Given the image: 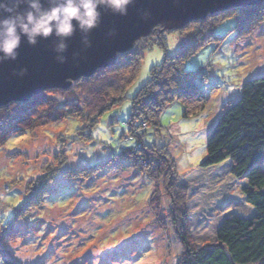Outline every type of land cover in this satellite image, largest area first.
Instances as JSON below:
<instances>
[{
	"label": "rangeland",
	"instance_id": "374dc122",
	"mask_svg": "<svg viewBox=\"0 0 264 264\" xmlns=\"http://www.w3.org/2000/svg\"><path fill=\"white\" fill-rule=\"evenodd\" d=\"M237 8L214 15L227 18L214 32L221 40L197 49L182 66L197 75L195 83L206 97L204 110L184 118L182 105L173 103L161 114L159 130H148L144 136L143 141L154 140L165 147L160 155L168 158L166 163L160 155L152 159L149 153L134 155L135 150L121 154L135 142L125 125L131 113L130 98L147 81L151 67L162 62L165 52L173 55L181 40L199 39L208 30L213 22L207 20L206 25L166 33L165 52L154 45L143 53L126 99L100 118L92 139L87 137L90 127L85 124L89 119L41 124L6 139L0 146V233L11 219L5 202L9 197L4 199L6 189L29 191L33 180L51 174L59 164L105 161L98 167L67 174L59 173L60 169L53 175V194L38 209L30 207L22 213L15 228L20 231L4 240L10 258L22 264H176L182 253L180 232L191 245L201 247L215 240L216 228L225 217L251 216L240 193L243 183L230 175L229 162L199 167L209 127L239 99L244 81L264 75V21H259L264 11L251 17L249 31L238 36L229 16ZM103 70L96 73L110 75L111 71ZM80 79L85 78L65 90L42 93L55 97L54 90L68 91ZM80 87L86 86L74 90L87 91ZM102 98L101 103L111 104L116 96ZM80 126L81 137L74 140Z\"/></svg>",
	"mask_w": 264,
	"mask_h": 264
},
{
	"label": "trees",
	"instance_id": "16d2710c",
	"mask_svg": "<svg viewBox=\"0 0 264 264\" xmlns=\"http://www.w3.org/2000/svg\"><path fill=\"white\" fill-rule=\"evenodd\" d=\"M237 10L241 12L238 13ZM237 10L235 15L229 14V16L239 36L249 31L248 23L251 17L262 15L264 2L261 6L241 7ZM214 15L218 14L208 16L214 18L207 17L188 23L184 31L189 30L193 25L196 27L206 25L204 23L206 20L213 22L208 30L201 32L199 39L193 36L190 39L181 40L182 43L176 46L173 55L165 52L166 38L164 36L168 32H160L157 28L150 36L138 42L132 50L119 55L115 64L102 69L105 72L111 71L110 75L98 73L102 71L99 69L89 78L80 79L68 91L54 90L56 95L53 96L54 98L44 92L26 103H10L0 107V146L6 139L35 129L41 124L70 119L82 121L89 119L85 124L90 127L87 137L92 139V132L100 118L111 109L119 107L126 99L127 89L137 77L143 53L157 45L165 52L162 62L151 67L147 81L130 98L131 113L125 125L127 133L134 134L132 136L135 140L131 138L135 141H133L134 147L124 148L121 152L122 154L124 151L126 153V150L128 152L135 150L133 154L149 153L153 155L152 159L154 156L157 159V155H160L165 147H159L154 140L145 142L143 139L148 130L155 132L159 130L160 116L165 109L179 102L183 107L184 118L198 115L204 110L206 97L195 83L197 75L184 70L182 66L191 55L196 53L197 49L213 40H221L214 32L227 18H217ZM259 21H264L263 15ZM128 76L130 78L126 79ZM120 82L124 85L122 86ZM80 85L87 87L85 93L74 90ZM86 87H80V89L85 91ZM104 95L107 97L115 95L116 104L114 101L111 104L101 103L100 100L104 99L102 98ZM43 105L46 107L40 108ZM81 129L82 126L76 129L78 135L74 140L81 137ZM113 156H115L114 153L109 159ZM125 157L128 158L126 155ZM159 157L166 163L168 159L166 156ZM225 162H229L230 175L242 181L240 193L245 204L251 208L252 214L247 218L235 215L225 217L216 228L215 240L201 247L191 245L187 237L178 232L182 253L176 264H264V75L244 81L241 84L239 99L224 109L209 127L205 142V156L199 163V167L208 169ZM104 163L105 161L90 164H59L60 167L54 168L51 174L33 180V186L29 191L6 189L4 199L9 197V201L5 202L9 212L8 218L11 219L0 233V264H22L10 258L9 252L3 247L4 240L20 231L15 228L19 227L17 223L22 213L26 214L30 207L38 209L37 207L44 205V199L53 194L50 190L53 175L60 169L59 173L67 174L84 168L98 167Z\"/></svg>",
	"mask_w": 264,
	"mask_h": 264
},
{
	"label": "water",
	"instance_id": "95a60500",
	"mask_svg": "<svg viewBox=\"0 0 264 264\" xmlns=\"http://www.w3.org/2000/svg\"><path fill=\"white\" fill-rule=\"evenodd\" d=\"M264 0H133L127 15L101 9L97 28L89 33L77 30L68 38L67 49L58 53L56 36L37 39L29 45L22 38L15 60L0 59V107L26 103L48 89H67L79 78L115 64L117 57L132 50L137 42L160 32L176 31L191 21L237 8L261 5ZM49 5L45 0L44 7ZM24 8H21L23 11ZM87 37L89 44L82 43ZM63 57V63L59 57ZM23 70L22 74L21 71Z\"/></svg>",
	"mask_w": 264,
	"mask_h": 264
},
{
	"label": "clouds",
	"instance_id": "9594fccd",
	"mask_svg": "<svg viewBox=\"0 0 264 264\" xmlns=\"http://www.w3.org/2000/svg\"><path fill=\"white\" fill-rule=\"evenodd\" d=\"M44 3L45 0H0V59L15 60L22 38L36 45L38 38L56 36L59 42L55 50L62 53L68 47L65 41L74 32L89 33L98 27L102 8L124 16L133 0H47V8ZM82 43L89 44L86 36ZM58 59L63 63L62 56Z\"/></svg>",
	"mask_w": 264,
	"mask_h": 264
}]
</instances>
